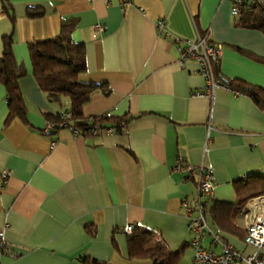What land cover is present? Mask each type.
<instances>
[{"label": "crops", "instance_id": "0c3cea01", "mask_svg": "<svg viewBox=\"0 0 264 264\" xmlns=\"http://www.w3.org/2000/svg\"><path fill=\"white\" fill-rule=\"evenodd\" d=\"M232 9L230 0H0V56L12 35L27 106L26 119L7 120L0 82L4 264H155L131 251L129 223L179 250L177 264H192L187 206L198 202L202 167L215 183L204 203L210 227L240 252L256 251L245 243L243 207L254 198L245 200L253 175L264 178V110L227 84L208 97L198 62L178 61L181 43L209 33L223 45L216 75L264 88V63L239 50L264 56V33L245 26L253 8ZM70 18L86 64L79 79L99 85L83 114L128 120L112 133L44 131L70 101L51 102L40 90L29 43L58 36ZM223 243L206 235L201 245L220 252Z\"/></svg>", "mask_w": 264, "mask_h": 264}, {"label": "trees", "instance_id": "16d2710c", "mask_svg": "<svg viewBox=\"0 0 264 264\" xmlns=\"http://www.w3.org/2000/svg\"><path fill=\"white\" fill-rule=\"evenodd\" d=\"M33 13L31 15H36ZM245 26L261 30L264 33V8H253V15L246 22ZM75 27L76 19H67L63 23L61 33L58 36L34 40L29 43L33 75L40 90L51 102L60 103L64 97H68L70 101V109L48 115V121L56 123L55 127L50 130V133L55 134L63 127H70L73 130H78L80 133H91L94 128H108L107 125L103 126L106 121H115V127L113 128L117 130V128L122 127L120 125L122 122L126 124L128 121L126 118H124L125 120H122L123 118H119L118 120L115 118L113 120V118L106 114L88 118L83 114L84 104L90 100L92 93L99 88V85L84 83L79 79L81 73L86 70V64L79 58L82 50L81 45L75 43L71 37V33ZM13 44L14 39L12 35L4 37L3 53L0 56V82L5 86L7 91V101L9 104L7 120L14 117L24 120L27 117V106L20 84L23 71L15 57ZM239 50L250 58L264 63V56L243 49ZM219 63H214V69H216L217 73L219 72ZM225 80L223 81L228 86L236 87L243 93L252 96L257 105L264 110V88L240 80ZM69 112H71V115L68 117L66 125H64L62 114ZM85 118L89 120V123L84 121ZM246 181L251 183L249 180ZM252 182L253 193L245 200L264 194V178L259 175H253ZM154 237V232L150 229H134L130 235L131 251H134V254L137 256L153 259L155 264H177L180 258V251L172 250L161 242L154 243ZM96 264L102 263L96 262Z\"/></svg>", "mask_w": 264, "mask_h": 264}, {"label": "built area", "instance_id": "2783aa9c", "mask_svg": "<svg viewBox=\"0 0 264 264\" xmlns=\"http://www.w3.org/2000/svg\"><path fill=\"white\" fill-rule=\"evenodd\" d=\"M233 3L232 12L234 15L242 13L244 10H249L255 7L264 8V0H230ZM165 26L164 21L160 22L159 27ZM97 28L101 24L96 25ZM181 42V41H180ZM179 64L183 65L184 61L192 58L200 65V70L205 77V92L208 97L213 95V92L218 87H227L225 82L217 77L214 69V63L220 62L223 54V45L212 41L209 33L199 36L195 41H185L179 45ZM71 112L63 113V124L66 125ZM89 123L87 118L84 119ZM124 122L120 125L123 127ZM56 123L47 121L44 131H50L55 127ZM114 128H106V131L112 133ZM79 132L78 130H74ZM91 133L99 134L100 129L94 128ZM54 142L52 143V146ZM205 170V173L203 172ZM202 176L199 179V199L195 206H187V214L190 219V228L194 232L192 243L195 246V255L192 264H264V259L261 251L264 249V195L255 197L247 201L243 207L245 216L246 236L245 243L256 248V251L250 254H244L237 250L229 243H223L219 233L215 232L209 225L206 219V203L205 201L213 198L215 183L210 169H199ZM7 173L0 175V190L4 188L7 180ZM205 203V204H204ZM196 212V214H194ZM135 229L132 223L124 227V231L131 235ZM209 235L212 241L223 243V248L220 252L207 249L201 245L202 241ZM4 239V231L0 229V241ZM0 264L2 261V253L0 252Z\"/></svg>", "mask_w": 264, "mask_h": 264}, {"label": "rangeland", "instance_id": "374dc122", "mask_svg": "<svg viewBox=\"0 0 264 264\" xmlns=\"http://www.w3.org/2000/svg\"><path fill=\"white\" fill-rule=\"evenodd\" d=\"M49 133H50V131H49ZM256 197H257V196H256ZM259 197H260V196H259ZM254 198H255V197H254ZM248 201H249V200H248ZM246 203H247V202H246ZM246 203H245V204H246ZM243 213H244V212H243Z\"/></svg>", "mask_w": 264, "mask_h": 264}]
</instances>
